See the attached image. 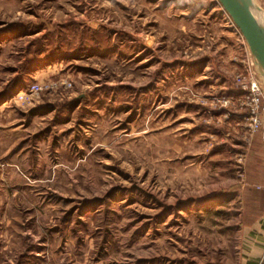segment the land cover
Segmentation results:
<instances>
[{"label":"rangeland","instance_id":"374dc122","mask_svg":"<svg viewBox=\"0 0 264 264\" xmlns=\"http://www.w3.org/2000/svg\"><path fill=\"white\" fill-rule=\"evenodd\" d=\"M263 105L218 0H0V264H264Z\"/></svg>","mask_w":264,"mask_h":264},{"label":"water","instance_id":"95a60500","mask_svg":"<svg viewBox=\"0 0 264 264\" xmlns=\"http://www.w3.org/2000/svg\"><path fill=\"white\" fill-rule=\"evenodd\" d=\"M243 36L252 63L264 82V11L253 0H218Z\"/></svg>","mask_w":264,"mask_h":264},{"label":"bare ground","instance_id":"6f19581e","mask_svg":"<svg viewBox=\"0 0 264 264\" xmlns=\"http://www.w3.org/2000/svg\"><path fill=\"white\" fill-rule=\"evenodd\" d=\"M253 2L256 4V5H258L257 4V2L255 1V0H253ZM238 34V33H237ZM256 71V70H255ZM257 76H258V78H260L261 80H262V78L258 75V73H257ZM262 82H263V80H262ZM263 84H264V82H263Z\"/></svg>","mask_w":264,"mask_h":264},{"label":"built area","instance_id":"2783aa9c","mask_svg":"<svg viewBox=\"0 0 264 264\" xmlns=\"http://www.w3.org/2000/svg\"><path fill=\"white\" fill-rule=\"evenodd\" d=\"M253 64V63H252ZM254 66V65H253ZM255 68V67H254ZM256 70V69H255ZM262 109L264 110V105H263V107H262ZM256 120L257 119H254V124H256Z\"/></svg>","mask_w":264,"mask_h":264}]
</instances>
